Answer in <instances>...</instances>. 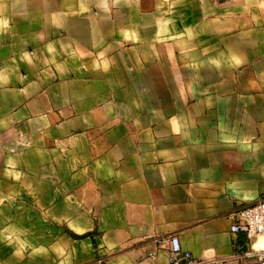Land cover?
I'll return each mask as SVG.
<instances>
[{
    "label": "crops",
    "instance_id": "obj_1",
    "mask_svg": "<svg viewBox=\"0 0 264 264\" xmlns=\"http://www.w3.org/2000/svg\"><path fill=\"white\" fill-rule=\"evenodd\" d=\"M260 114L264 0H0V264L264 248Z\"/></svg>",
    "mask_w": 264,
    "mask_h": 264
},
{
    "label": "built area",
    "instance_id": "obj_2",
    "mask_svg": "<svg viewBox=\"0 0 264 264\" xmlns=\"http://www.w3.org/2000/svg\"><path fill=\"white\" fill-rule=\"evenodd\" d=\"M231 232L243 233L249 239L264 237V197L236 212ZM162 244L169 250L170 264H199L191 253L183 252L177 236L164 239ZM213 264H264V248L248 250L229 259L216 260Z\"/></svg>",
    "mask_w": 264,
    "mask_h": 264
},
{
    "label": "rangeland",
    "instance_id": "obj_3",
    "mask_svg": "<svg viewBox=\"0 0 264 264\" xmlns=\"http://www.w3.org/2000/svg\"><path fill=\"white\" fill-rule=\"evenodd\" d=\"M259 118H264V114H260ZM252 158H260V164L262 167H264V138L260 137L259 146L256 148L255 154Z\"/></svg>",
    "mask_w": 264,
    "mask_h": 264
},
{
    "label": "bare ground",
    "instance_id": "obj_4",
    "mask_svg": "<svg viewBox=\"0 0 264 264\" xmlns=\"http://www.w3.org/2000/svg\"><path fill=\"white\" fill-rule=\"evenodd\" d=\"M260 238H264V237H260Z\"/></svg>",
    "mask_w": 264,
    "mask_h": 264
}]
</instances>
